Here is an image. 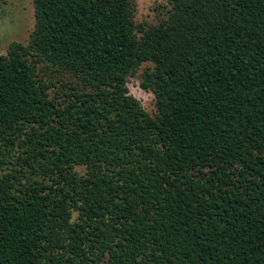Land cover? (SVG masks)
I'll use <instances>...</instances> for the list:
<instances>
[{"label": "trees", "instance_id": "trees-1", "mask_svg": "<svg viewBox=\"0 0 264 264\" xmlns=\"http://www.w3.org/2000/svg\"><path fill=\"white\" fill-rule=\"evenodd\" d=\"M168 2L32 0L0 54V264H264V0Z\"/></svg>", "mask_w": 264, "mask_h": 264}, {"label": "rangeland", "instance_id": "rangeland-1", "mask_svg": "<svg viewBox=\"0 0 264 264\" xmlns=\"http://www.w3.org/2000/svg\"><path fill=\"white\" fill-rule=\"evenodd\" d=\"M134 20L136 23L152 25L167 17L170 4L168 0H133ZM34 11L32 0H0V54H5L8 43L17 40L26 43L34 24ZM149 62L141 64L136 73L127 79L128 93L139 100L142 107L154 114V94L140 86V74L150 65ZM83 172L84 168L76 167Z\"/></svg>", "mask_w": 264, "mask_h": 264}]
</instances>
